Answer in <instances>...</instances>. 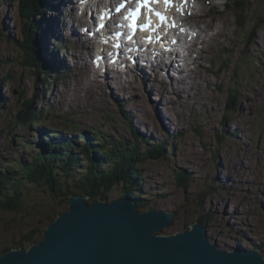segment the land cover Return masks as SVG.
Returning a JSON list of instances; mask_svg holds the SVG:
<instances>
[{
	"label": "rangeland",
	"instance_id": "374dc122",
	"mask_svg": "<svg viewBox=\"0 0 264 264\" xmlns=\"http://www.w3.org/2000/svg\"><path fill=\"white\" fill-rule=\"evenodd\" d=\"M17 1L0 0V102L3 106L0 110V171L17 160H29L35 153L55 150L59 153L65 148V141L80 150L85 140H90L88 132L92 128L98 131V138L109 136L131 144L130 128L138 142L145 146L140 148L143 154L126 146L129 154L145 157L143 151H150L153 146H162L165 151L164 158L145 159L138 167L143 189L140 212L155 211L172 216L168 226L160 229L156 236L191 231L193 225L201 224L199 220L205 217L207 223L201 225L206 228L211 244L216 243L219 249L227 251L257 250L264 256V0H192L187 8L181 4L176 9L180 15L185 11L190 16L182 24L190 23L196 34L200 32L195 22L209 25L204 30V39L197 35L194 45L187 39L188 45H193V52L184 62L187 64L189 60L192 64L189 68L199 71L201 79L197 76L192 82L194 76L186 66L190 83L179 77L180 95L170 94L159 84L160 80H165L166 84L169 80L161 72L142 69L149 72L148 78L143 74L137 79L130 75L125 80L119 76L113 77V81L104 76L95 79V72L91 74L84 66L87 59L73 56H83L90 48H97L91 47V41L84 38L83 44L68 40L66 31L64 39L59 35L61 31H55L58 38L52 39L57 17L49 8L45 9L41 27L46 26L44 21L48 22L51 34L46 38L38 35L36 44L39 52L42 51L40 58L46 62L49 59L53 64L58 62L57 66L62 64L63 69L45 71L37 59V51L33 55L39 68L22 66L24 51L13 41H20L24 21L34 24L41 17L35 16L31 21L28 16L22 19L21 5ZM47 1L52 7L62 0ZM72 1L76 6L79 0ZM235 1L239 5H235ZM87 2L94 11L101 7L98 0ZM38 12L39 6L30 10V13ZM75 16L72 21L78 25ZM64 18L70 21L69 16ZM30 40L33 42L31 37ZM9 76L10 79L4 81ZM118 78L121 81L118 82ZM154 78L157 79L153 81ZM44 79L51 87L41 83ZM229 94L234 97L236 112L227 114L225 104ZM35 98L37 108L48 112L49 120L37 119L15 127V117L23 110L21 104ZM71 124L80 128L79 133H72ZM40 131L49 137L42 136ZM83 134L88 138L82 139ZM75 152L81 158L75 175L79 178L89 166L86 158L89 155ZM66 159L61 156L60 168L63 163L69 166L73 161L65 162ZM179 173L188 177L187 183L179 184ZM124 184L105 193L100 191L99 196L87 197V201L110 204L123 199L124 189L129 187ZM58 188L60 192L53 194L48 185L25 184L21 188L19 211L0 210V254L5 248H14L31 230L46 228L50 219L57 218L56 214L67 212L68 194L69 197L86 196V191L73 187L71 180L62 181ZM213 210L218 215L216 219L212 216ZM28 247L30 245L26 249Z\"/></svg>",
	"mask_w": 264,
	"mask_h": 264
},
{
	"label": "water",
	"instance_id": "95a60500",
	"mask_svg": "<svg viewBox=\"0 0 264 264\" xmlns=\"http://www.w3.org/2000/svg\"><path fill=\"white\" fill-rule=\"evenodd\" d=\"M67 212L43 231V240L27 252L11 249L0 264H264L253 251H227L211 244L206 228L155 236L171 215L142 214L128 199L86 205L85 197H68Z\"/></svg>",
	"mask_w": 264,
	"mask_h": 264
},
{
	"label": "trees",
	"instance_id": "16d2710c",
	"mask_svg": "<svg viewBox=\"0 0 264 264\" xmlns=\"http://www.w3.org/2000/svg\"><path fill=\"white\" fill-rule=\"evenodd\" d=\"M17 2L21 5L20 14L22 19H25L28 16L27 18L31 21L33 17L40 15V8L38 14L30 13L31 9L38 8V0H18ZM22 30L23 32L20 35V41H13L18 49L24 51L22 57V66L38 69L39 65L33 55V52L34 54L35 51H37V53L39 52L38 45L36 44L38 40L36 38L38 36V27L35 23L33 24V22L29 23V21H24ZM30 37L33 40L34 44L30 40ZM37 59H39V61L41 62L39 54L37 56ZM58 76L59 75H57V78H59ZM10 77L11 76L4 79V81L9 80ZM41 83L44 84V86L51 87L46 79L42 80ZM35 101L36 98L28 99L21 104V108L23 110H21L15 117V127L25 126L37 119H43L46 122L49 120L48 112H44V110L42 109L39 110L36 106ZM235 105L236 104L234 102V97L232 99V95L229 94L228 102L226 105L227 114L236 112V110L234 109ZM2 107L3 106L0 102V110L2 109ZM71 129L73 134L79 133L80 130V128H77L75 125L72 126V124ZM128 129V133L133 137L131 138V140L133 141L131 144H127V140L124 141L122 139H119L118 141H116L112 138L108 139L106 136H100L98 138V134H96L98 133V131L95 128H92V130L88 132L90 140H85L84 145L80 148V150H78L75 146L70 147L67 144L68 142L65 141L63 143L65 148L62 149L59 153H46L43 151V154L35 153L29 160H17L14 165L9 167L6 166L4 171L0 172V210L12 213L19 211V205L22 203V201L20 200L21 188L25 184H34L37 186L48 185L53 194H58L60 192L58 184H61L62 181L68 182L70 180L72 181L73 187H77V189H79L80 187V191L83 188L82 191H86L87 196H92L94 198L96 196H99L98 194L100 193V191L105 193L112 189L114 186L120 185V183H125L129 187L124 189L125 194L123 198L134 200V203L138 202V204H136L137 208L138 210H141L143 208V205L142 208L140 206L143 200V198L141 197L143 195V189L141 186L142 182L141 180H137L136 183L135 179H133L138 175L137 172L139 171L136 170L137 167L135 165H133V167H128L127 164L129 162L135 164V160H140L139 157H142V155H134L133 158H130V154L126 149V146L133 147L136 152L142 153V150H140V148L145 145H142L140 142H138L137 135L134 131H131L130 128ZM86 137V134L82 135V139H86ZM143 140L144 144H147L144 138ZM51 147L53 148V146ZM118 149L119 152H116V150ZM75 151L81 153L86 152L89 155L86 157L84 154V158H87L89 166L82 172V175H79V178H76V176L70 174L72 173V171L70 170L71 166L63 165V169L60 168V163H62L60 159L62 155L69 160H73L71 161V165L76 166L78 162L80 163L81 158ZM143 152L146 153L144 154V160H152V157H158L160 155L163 158L165 157L164 147L162 146H153L152 150ZM151 152L154 153L153 156L150 155ZM94 156L96 159L93 158ZM120 156L123 157L122 160L119 159ZM97 157L99 158L97 159ZM67 159L65 160V162L67 161ZM142 161L143 160H141V162ZM107 164H109V166ZM57 168L60 169L61 173H58ZM177 180L181 185L183 184V182H188V177L185 174L179 173L177 174ZM102 200H105V198H103ZM55 218L50 219L48 225L53 223ZM199 221L203 225L207 223V219L205 217H202ZM45 229L46 228H43L42 230L39 229L37 231L31 230L29 233H26V236H23L21 240H19L15 244L14 248H5L0 256L11 249H26L27 245L31 246L33 244L41 242L43 238L42 234ZM37 237H40V239L37 240ZM24 243H26L27 245H24Z\"/></svg>",
	"mask_w": 264,
	"mask_h": 264
},
{
	"label": "bare ground",
	"instance_id": "6f19581e",
	"mask_svg": "<svg viewBox=\"0 0 264 264\" xmlns=\"http://www.w3.org/2000/svg\"><path fill=\"white\" fill-rule=\"evenodd\" d=\"M139 1H142V0H139ZM189 1H191V0H189ZM88 2H87V0H79V1L76 2V6H75L74 1H72V0H62L59 4H55V6L49 7L48 4L51 3L50 1L41 0V3H39V8H40V12L41 13H40V15H38L41 18H39L40 20L37 18L36 19L37 23H35L36 26L38 27V35L40 37H42V38H44V37L46 38L47 36H50V34H51L52 28H51V25L48 22L44 21V24L46 26L43 27V28L41 27V23L43 22V19L45 17V9L49 8L50 11L52 10L53 13L55 12V16L57 17V21H54V23H53V25L55 26V27L53 26L54 27V30H53L54 34L56 32H58V31L59 32L61 31L59 33V35L64 39L65 35H63V33H64V31H66L67 34H68V40L75 41V42L78 41L81 44L85 43V42H83L84 39L86 41L90 40L91 43H92L91 47L97 48L95 50L90 48L91 51L88 52V53H83V54L80 53L83 56H81L79 54H75L73 56L75 58H78L79 60L80 59L81 60L87 59L86 62L84 63V66L86 68H88L89 72L92 71L91 74H93L95 72L93 74V77H95V79H99V77L104 76V77H107V78L109 77V79L113 81V79L115 77H117V76H119L120 79H124L127 75H130L132 78L137 79L138 75H142V77H143V74H144L145 77L148 78L147 73H149L150 71L152 73L161 72V73H165V77L169 78L168 82L171 81V83L167 82V84H166L165 80H160L159 84H161L162 87L168 89V92L170 94H175L176 93V94L180 95L182 90L180 89V86H179V83H178L179 77H182L181 78L182 81L186 80V83H190L189 78H187L188 75L186 74L187 71H186L185 67L188 66V68H189L192 64L189 63V60H188V63L186 64L184 62V60H186V58L189 57V55H190L189 53H192L193 49H192L191 45H188L187 38H186L187 36L184 37V39H183L184 41H181V43H182V44H180V45H182L181 49H179L177 52H175V54L173 56H170V55L164 56V55H162L160 57L161 61L159 63H157L156 62V58H154V56H153V53H156V54L160 53L159 50H156V46L159 43L160 38L158 36H157L158 38H156V36L154 34L155 27H152V28L149 27L145 31L143 36H139V37H137L135 39H130L128 36H135L133 34L134 30H133L132 26H130L131 22H129V24H127L128 25L127 26L128 27L127 33L123 32V29L120 30V28H123L122 24L126 20L125 19V13H122V14L118 13L116 15V14L112 13V11H111L112 3H115L116 5H119V10L120 11L126 9L127 7L123 8V6H127L126 3H129L128 7L132 8V9H138V12H137L138 14L132 12V15L134 16V23L137 25L138 28H140L138 23H141L142 20L146 17V15H148V10H150L148 5H150L152 8H154L153 5L150 4L151 3L150 0H148V2L146 4L137 2L136 0H131V1L130 0H109V2H106V0H98V2L100 3L99 5L101 7L99 9H97L96 11H94L95 9L94 10L92 9L93 6H90L91 3H88ZM188 4L189 3L186 2L185 7ZM92 5H94V4H92ZM235 5H239V2L235 1ZM74 7H75V9L73 10ZM77 9H85L86 11L83 12V13H79L77 11ZM89 13H91V14L89 15ZM75 14H76L75 17L77 18L76 21H77L78 25L74 21H72V20H74V15ZM64 16L65 17L69 16L70 17V21L66 22ZM189 17L190 16L186 15L185 11H182V15L174 16L171 19L174 22H176L177 24H181V23H184V21H188ZM91 18L94 19L95 22L94 21L91 22ZM112 22H114V23H112ZM198 22L200 23V21H198ZM62 23L64 24V27H63ZM117 24H118V26L116 27ZM195 25L198 26V27H196V28H198L197 32L198 31L200 32L198 34L193 32L192 26L190 25V23L181 24L180 26H182L183 30L187 29L189 32H191L190 36L192 37V40L195 41L198 37L200 39H204L205 38V35H203L204 34V30L207 29V27L209 25L207 24V25L202 26V24H197L196 22H195ZM175 26L176 25H172L171 27H175ZM113 27H115V30L112 31L111 29ZM100 31H103V38H102V40L97 38L98 42L95 43L94 41H92L94 39L95 35L93 36L92 34L96 32V35L98 34V36H99ZM116 34L119 35L121 38H116ZM192 34H194L195 36H193ZM197 35H198V37H197ZM55 38H58L57 34H55V37L52 38V39H55ZM153 38L156 39V43H155L154 47H153V44H151V43H147L146 45L143 44V42H145L146 40L149 41V40H151ZM38 40H39V38H38ZM103 41H110V42L109 43H105ZM194 41L193 42L191 41L193 45L195 44ZM137 44L140 45L139 48L135 49L133 55L131 54L132 55L131 59L133 60L132 61V65L133 66H131V65L127 66L124 62L115 63L114 61H112L108 57L109 55L107 53H100V51L99 52L97 51L99 48H104V47L105 48H109L110 47V48H115L116 49V48L119 47V45L129 46L132 49V47H136ZM250 44L253 45V43H250ZM86 47H87V45H86ZM152 48H153V51L151 50ZM160 48H162V47H160ZM245 50L247 51V48ZM41 52L42 51L40 50V52H38V54L40 55ZM97 52L100 55L95 57L96 56L95 54ZM251 55L254 56L255 53H254V55L253 54H251ZM79 56H81V57H79ZM113 58L116 59L117 58L116 55L113 56ZM40 59H41L42 67L45 69V71L53 70V72H54L57 69H60V68L63 69V67H62L63 65L62 64L57 66L58 62H54L53 61L55 63V64H53L52 61L49 60V59H48L47 62H46L45 59H42V58H40ZM92 60L93 61L95 60V62H92ZM62 63H63V61H62ZM147 63H149V65ZM98 64H99V66H98ZM142 69L146 70V71L149 70V72H147V73L143 72ZM189 69L191 71L190 73H192L193 76H194V79L192 80V82L194 80L196 81L197 76H198L197 79H201L199 77V74H198L199 71L196 72V71H192L191 68H189ZM163 71H165V72H163ZM140 72H142V73H140ZM170 74H171V76H170ZM56 78H57V76H56ZM120 79L118 78L117 81L118 80L121 81ZM156 79L157 78H154L153 81H155ZM176 80H177V82H176ZM97 87H99V86L97 85ZM160 89H161V87H160ZM98 92L99 93L101 92L100 89H99ZM228 97H229V95H227V99H226V104L225 105H227ZM122 112H123V110H122ZM34 129H37V128H34ZM40 133H41L42 136H44L46 138L49 137L47 135V133L44 132V131H40ZM107 138L109 139V138H112V137L108 136ZM71 143H73V142H71ZM58 151H59V149H58ZM55 152L57 153V150H55ZM134 155H135L134 153H133V155L130 154V158H133ZM139 158H140V160H138V159L135 160V164L132 163V162H130L132 165L130 163H128L127 164L128 167H133V165H135L137 167L136 170L139 171L138 170L139 164H140L141 160H144L143 159L144 157H139ZM161 158H162V156L160 155V156L154 157L152 159L153 160H155V159L156 160H160ZM63 165L65 166L64 163L62 164V166ZM77 165H79V163H77L76 166L69 164V166H71L70 170L72 171V173H70L71 175L75 176L76 174H78L76 172V170L78 169ZM107 165L109 166V164H107ZM62 169H63V167H62ZM0 172H3V171H0ZM137 173H138L139 176L137 175V176H135V178H133V179H135L136 183H137V180H140V173L139 172H137ZM141 180H142V178H141ZM258 194L260 196L261 191H259ZM71 197H75V196H71ZM84 197H85V203H86L87 197H89V196H87V194H86V196H84ZM84 197H77V198H84ZM95 202H98V201H95ZM95 202L89 203L87 201L86 205H91V204H93ZM136 204H138V202H136L135 205ZM221 205L223 207L226 206V204H221ZM168 214H170V213H168ZM144 215H145V213H144ZM216 215L217 214H216L215 210H213L212 211V216L214 217V219H216V217L218 216V215L217 216ZM171 219H172V216H171ZM187 231L189 232L190 230H187ZM27 249H24V250H27ZM253 251H257V250H253Z\"/></svg>",
	"mask_w": 264,
	"mask_h": 264
},
{
	"label": "snow or ice",
	"instance_id": "6c2138e0",
	"mask_svg": "<svg viewBox=\"0 0 264 264\" xmlns=\"http://www.w3.org/2000/svg\"><path fill=\"white\" fill-rule=\"evenodd\" d=\"M148 2V0H142V3L143 4H146ZM165 4L169 3V0H164ZM138 11V9H137ZM157 16L163 21L164 20V17L160 16L158 13H157Z\"/></svg>",
	"mask_w": 264,
	"mask_h": 264
}]
</instances>
